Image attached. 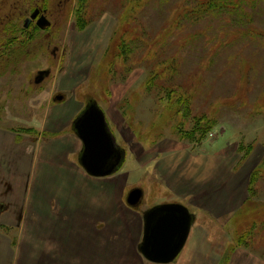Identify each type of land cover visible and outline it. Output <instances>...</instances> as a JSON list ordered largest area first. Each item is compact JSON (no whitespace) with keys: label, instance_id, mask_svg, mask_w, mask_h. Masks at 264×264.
<instances>
[{"label":"rangeland","instance_id":"obj_1","mask_svg":"<svg viewBox=\"0 0 264 264\" xmlns=\"http://www.w3.org/2000/svg\"><path fill=\"white\" fill-rule=\"evenodd\" d=\"M244 1L204 11L199 0H0V264H159L139 252L143 214L173 202L194 222L168 264H264V0ZM87 4L80 20L76 6ZM37 9L51 25L40 28L39 14L24 27ZM142 29L150 45L138 41ZM125 40L138 49L121 55ZM174 56L169 72L159 62ZM40 71L49 74L37 83ZM93 101L126 154L112 176L117 196L109 184L78 181L77 157L74 166L35 155L55 134L36 128L50 102L65 118L83 104L73 123ZM136 187L144 196L130 206ZM26 206L34 226L13 263ZM83 215L103 225L80 227Z\"/></svg>","mask_w":264,"mask_h":264},{"label":"water","instance_id":"obj_2","mask_svg":"<svg viewBox=\"0 0 264 264\" xmlns=\"http://www.w3.org/2000/svg\"><path fill=\"white\" fill-rule=\"evenodd\" d=\"M39 14V10H35L26 18L24 27L28 28ZM36 24L42 29L51 25L45 14L39 15ZM48 74V71H40L36 82L40 83ZM61 98L62 96L58 97ZM75 130L84 144L79 162L89 174L100 177L118 170L124 161L125 151L118 146L106 115L97 102L88 104L77 117ZM143 196V189L136 187L128 193L126 201L130 206H137ZM143 218L144 232L139 245L140 253L153 263H171L190 236L193 214L187 206L173 202L151 207L145 211Z\"/></svg>","mask_w":264,"mask_h":264},{"label":"crops","instance_id":"obj_3","mask_svg":"<svg viewBox=\"0 0 264 264\" xmlns=\"http://www.w3.org/2000/svg\"><path fill=\"white\" fill-rule=\"evenodd\" d=\"M67 81L68 80L64 81V85H66ZM66 87H68V86H66ZM70 97H72V96L70 95L66 99H68ZM66 99H64V100H66ZM64 100H62V101H64ZM82 100L76 101V104L79 102H82ZM85 100L86 99L83 100V103L86 102ZM58 105H59L58 103L50 102L45 108V116H47V119H45V117H44V119L41 120L42 124L39 127H36L38 129L39 134H41V132H43V131L46 132L47 130L49 133L54 132L55 134L51 139H48L47 141H44V142L37 145L36 150H35V155H37L38 158L42 159L41 156L44 155V153H46V155H48L49 153L53 152V155H64L66 162H68V164H73V161L76 160V157L78 158V161H79V157L83 151L84 144H83V141L79 138V136L76 133L75 121H73V123H72V119L75 116V114L80 110V108L82 107L83 104L80 106V108L77 110L76 113H72V111H69V115L67 116V118H65V116H64V112L66 109H60L58 107ZM46 125H47V127H46ZM55 146H57L58 149H54ZM174 157H176V156L175 155L167 156L166 159L164 160V164ZM187 157L190 158L191 160H194V159L206 160L205 162L200 160L201 163H208V162H210L209 160H214L216 158L215 155H207L206 157H204L203 155H190ZM124 162H125V158H124L122 165L118 168V170H116L114 173H112L110 175L100 176V177L93 176V175L89 174L83 167H77L74 164L73 165L77 169V171L74 170V172L76 173L77 177L80 178V179L77 178L78 181H80V182H85V181L89 182L90 181V182H94L96 184H99V183L109 184L112 187L116 188V191L113 190L110 195L113 194L112 196H117V186L112 183V179H113L112 176L115 175L116 173H119L122 170V166H123ZM79 164H80V162H79ZM80 166H82V165L80 164ZM159 170L161 171V169H159ZM77 179L75 178L76 181H77ZM196 188L200 189L198 186H196ZM169 189H173V188L169 186ZM235 190L236 189L233 187L232 192L234 193ZM199 192H201V191H199ZM127 195H126V199H127ZM7 206H9V205H7ZM196 206L201 207L202 205H196ZM4 210H6V206H4L3 203H1L0 204V213L1 214L5 213L6 211H4ZM26 210H28L27 213L30 212V210L27 206H26ZM83 214H85V213H83ZM36 215L37 214L35 212L34 216H36ZM143 216H144V214H143ZM30 218H31V216L29 213V215L26 216V218H24V219L22 218V220L20 222V226L18 227V230L20 231V235H19L18 243L14 248L15 250H13V254H12L13 258H14L13 263L18 261L19 257L21 258L24 251L26 250L27 240L23 234L21 235V233L26 232L28 234V231L31 230V229L29 230V228H32L34 226V224L32 223ZM103 221H104L103 218L99 215L98 216L83 215L76 222V224H79L80 227L82 225H84V226H88L90 228H93V230H96V225H103ZM37 222L40 225L39 219ZM41 223H42V219H41ZM82 231L85 234L86 230H81V232ZM141 233H142V231H141ZM138 247H139V244H138ZM91 252L92 251H90V250H86V252L84 254H85V256H89L91 254ZM139 252H140V250H139ZM21 260H22V258H21ZM145 260L147 262H149L147 259H145ZM150 263H152V262H150ZM87 264H92V263L91 262L89 263L87 261Z\"/></svg>","mask_w":264,"mask_h":264},{"label":"trees","instance_id":"obj_4","mask_svg":"<svg viewBox=\"0 0 264 264\" xmlns=\"http://www.w3.org/2000/svg\"><path fill=\"white\" fill-rule=\"evenodd\" d=\"M240 1H241V3H240ZM81 2H82V0H81ZM199 2H200V8H199V10L204 9V11H206V10L212 9L215 6L220 5V4H222L223 6H225L227 8L241 9L242 6H243V4H244L243 2H245V1L244 0H199ZM128 3L129 4L131 3L132 5L133 4L137 5L138 0H123V4L124 5H127ZM82 4H83V2H82ZM135 5H133V6H135ZM87 6H88V4L87 5H84V6H80V5L79 6L78 5L76 6V8H77L76 14L77 15H81L80 16V20H83L82 17L86 15L83 10H84V7H87ZM12 32L14 34H17L18 33V31H16L15 29H13ZM128 32H129V34H133L134 33L135 37L137 36V32H135V29H133V28L131 30L129 29ZM138 34L140 35V37L138 38V41H145V42L148 43V45H150V41H148V40L145 39V36H147V35H146V32L144 31V29H142V31H140V33H138ZM13 38L16 39V38H18V36L17 35H12V36H10V37L7 38L5 44L3 45V48H4L5 51H8V47L9 46H12L11 44H13V42H15ZM125 42H126V40H125ZM130 42L131 43H127L126 42V46L120 45V48L122 50L121 55L124 54L125 51H128L129 52V50H131V48H132L133 45L135 46L136 49H138L137 42H135V41H130ZM161 47L162 46H158V48L155 49V50H153V48H151V50L153 51L154 57H159V51L161 50ZM121 55H119L118 57H120ZM159 63H161V65L164 66L165 69L167 71H169V72L176 71V69L178 68V65H177L178 63H177V57L176 56H174L172 58H170V57L164 58ZM182 102H183V99H182V93H181V95H178L177 96V103L180 104ZM250 189H254V188L253 187H250ZM263 210H264V208H263ZM261 212H262V210L256 212L257 213V216Z\"/></svg>","mask_w":264,"mask_h":264},{"label":"bare ground","instance_id":"obj_5","mask_svg":"<svg viewBox=\"0 0 264 264\" xmlns=\"http://www.w3.org/2000/svg\"><path fill=\"white\" fill-rule=\"evenodd\" d=\"M190 233H191V232H190ZM189 237H190V236H189ZM188 239H189V238H188ZM187 241H188V240H187ZM186 243H187V242H186ZM185 245H186V244H185ZM184 247H185V246H184ZM183 249H184V248H183ZM183 249H182V250H183ZM181 252H182V251H181ZM181 252H180V253H181ZM178 256H179V255H178ZM178 256H177V257H178ZM177 257H176V258H177ZM176 258H175V259H176ZM175 259H174V260H175ZM174 260H173V261H174ZM149 262H150V261H149Z\"/></svg>","mask_w":264,"mask_h":264},{"label":"flooded vegetation","instance_id":"obj_6","mask_svg":"<svg viewBox=\"0 0 264 264\" xmlns=\"http://www.w3.org/2000/svg\"><path fill=\"white\" fill-rule=\"evenodd\" d=\"M32 23H35V22H32ZM194 222V221H193Z\"/></svg>","mask_w":264,"mask_h":264}]
</instances>
